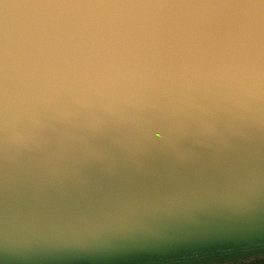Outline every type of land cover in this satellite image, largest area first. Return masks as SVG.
<instances>
[{"label":"water","instance_id":"1","mask_svg":"<svg viewBox=\"0 0 264 264\" xmlns=\"http://www.w3.org/2000/svg\"><path fill=\"white\" fill-rule=\"evenodd\" d=\"M264 258V0H0V264Z\"/></svg>","mask_w":264,"mask_h":264},{"label":"trees","instance_id":"2","mask_svg":"<svg viewBox=\"0 0 264 264\" xmlns=\"http://www.w3.org/2000/svg\"><path fill=\"white\" fill-rule=\"evenodd\" d=\"M233 264H264V258L256 259L250 262H240V263H233Z\"/></svg>","mask_w":264,"mask_h":264}]
</instances>
